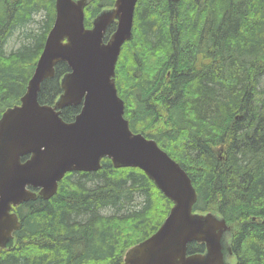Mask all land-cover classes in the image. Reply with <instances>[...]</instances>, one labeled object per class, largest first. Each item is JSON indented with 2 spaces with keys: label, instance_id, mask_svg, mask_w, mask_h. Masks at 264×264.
Here are the masks:
<instances>
[{
  "label": "trees",
  "instance_id": "obj_1",
  "mask_svg": "<svg viewBox=\"0 0 264 264\" xmlns=\"http://www.w3.org/2000/svg\"><path fill=\"white\" fill-rule=\"evenodd\" d=\"M114 2L89 0L85 26ZM54 19L55 0H0V116L20 103ZM18 30L23 42L7 51ZM69 71L57 64L41 104L54 103ZM115 72L131 129L187 171L193 211L217 212L231 227L233 264H264V0H137ZM80 108L61 115L71 121ZM101 163L67 173L51 198L17 206L21 227L0 264H123L172 202L140 168ZM204 250L188 245L189 253Z\"/></svg>",
  "mask_w": 264,
  "mask_h": 264
},
{
  "label": "water",
  "instance_id": "obj_2",
  "mask_svg": "<svg viewBox=\"0 0 264 264\" xmlns=\"http://www.w3.org/2000/svg\"><path fill=\"white\" fill-rule=\"evenodd\" d=\"M88 2L55 0L53 25L20 104L0 117V249L13 246V232L20 228L14 206L51 198L66 173L97 171L108 157L116 168L143 170L173 202L160 227L126 251L123 264H232L225 218L193 211L197 193L185 169L125 118L115 69L132 35L137 0H115L91 28L84 23ZM113 22L116 29L104 41ZM62 61L70 67L60 80L63 92L53 105L41 104V85ZM80 104L75 119L64 121L62 109ZM194 241L204 243L205 251L188 253Z\"/></svg>",
  "mask_w": 264,
  "mask_h": 264
},
{
  "label": "rangeland",
  "instance_id": "obj_3",
  "mask_svg": "<svg viewBox=\"0 0 264 264\" xmlns=\"http://www.w3.org/2000/svg\"><path fill=\"white\" fill-rule=\"evenodd\" d=\"M40 20H41V14L38 13L35 15V21H34V23H32V25L35 26V22L37 24L38 21H40ZM30 24H29V26H30ZM22 42H23V30H18L11 36V38L7 42V44H6L7 51H10L12 49L17 48Z\"/></svg>",
  "mask_w": 264,
  "mask_h": 264
},
{
  "label": "bare ground",
  "instance_id": "obj_4",
  "mask_svg": "<svg viewBox=\"0 0 264 264\" xmlns=\"http://www.w3.org/2000/svg\"><path fill=\"white\" fill-rule=\"evenodd\" d=\"M131 38V37H130ZM127 40H129V39H127ZM127 40H125V41H127ZM124 44V43H123Z\"/></svg>",
  "mask_w": 264,
  "mask_h": 264
}]
</instances>
